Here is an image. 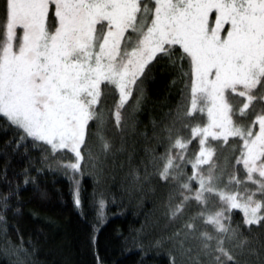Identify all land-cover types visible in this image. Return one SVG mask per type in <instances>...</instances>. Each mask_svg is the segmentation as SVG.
I'll return each mask as SVG.
<instances>
[{
  "label": "snow or ice",
  "instance_id": "snow-or-ice-1",
  "mask_svg": "<svg viewBox=\"0 0 264 264\" xmlns=\"http://www.w3.org/2000/svg\"><path fill=\"white\" fill-rule=\"evenodd\" d=\"M169 69L181 100L151 135L139 133L137 160L125 112L139 111L154 73ZM0 120L13 135L6 148L27 151L30 142L44 167L68 177L77 209V175L87 166L99 182L117 153L127 154L129 195L162 182L176 226L150 247L168 264H264V0H0ZM110 121L119 147L105 134ZM225 145L231 156L220 163ZM4 177L6 210L20 185L7 168ZM104 208L101 198V219ZM139 234L132 239L143 247ZM7 244L10 264H29L36 251L22 237Z\"/></svg>",
  "mask_w": 264,
  "mask_h": 264
},
{
  "label": "trees",
  "instance_id": "trees-1",
  "mask_svg": "<svg viewBox=\"0 0 264 264\" xmlns=\"http://www.w3.org/2000/svg\"><path fill=\"white\" fill-rule=\"evenodd\" d=\"M154 77L146 85V98L139 111L133 114L128 109L125 112V139L129 146L135 142L137 160L143 156L146 143L139 133L147 131L151 135L152 122L159 124L166 113L174 112L181 100L183 84L175 72L171 69L156 71ZM174 79L175 84L172 83ZM133 121L136 122L134 133ZM113 123L109 122L105 134L119 147L120 134L112 127ZM92 131L95 132V128ZM182 132L187 134L185 129ZM10 140H13L12 132L10 129L4 131L0 120V193L8 191L5 168L7 180L13 181L12 187L20 185L19 197H11L6 210L0 206V213L6 221V224L0 223V264H10L3 252L8 247L7 241L18 245L21 237L30 251L29 241L36 246L29 264L32 261L35 264H168L164 251L150 245L176 226L170 224L165 215L164 204L169 189L153 178L151 184H145L143 191L132 188L129 195L132 177L128 175L126 153L116 154L115 167L109 158L99 182L87 166L82 177L77 175L81 189V208L77 209L68 177L44 167L40 162V149L31 147L30 142L27 151L21 146L13 152L11 147L6 148ZM212 143L216 146V142ZM6 151L9 153L7 158ZM157 152H163V148H157ZM217 154L219 162L224 163L225 157L231 156V150L225 145ZM120 164L124 165L123 168L119 167ZM25 168L35 178V183L27 186L23 184ZM37 168L42 170L38 172ZM188 171L190 174V165ZM101 198L105 201L103 219L98 216ZM195 209L193 203L192 211ZM233 212L236 218L242 219L238 210ZM4 228L7 229L6 238ZM138 232L143 247L132 239ZM15 260L11 257V261Z\"/></svg>",
  "mask_w": 264,
  "mask_h": 264
}]
</instances>
